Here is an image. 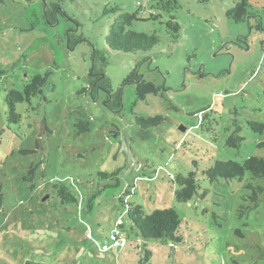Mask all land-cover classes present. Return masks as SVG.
I'll return each instance as SVG.
<instances>
[{"label": "rangeland", "instance_id": "rangeland-1", "mask_svg": "<svg viewBox=\"0 0 264 264\" xmlns=\"http://www.w3.org/2000/svg\"><path fill=\"white\" fill-rule=\"evenodd\" d=\"M238 1L150 0L145 11L157 4L160 18L136 28L160 41L124 53L107 50L104 38L113 11H135V0H0V264H264V194L253 206L247 188L264 180L246 173L210 182L202 173L215 160L264 158V135L247 123L264 122V0H247L251 16L236 23L226 12ZM54 4L61 12L52 24L44 15ZM95 49L107 58L105 67L95 62L113 91L137 66L162 93L137 100L134 85L122 86L119 114L103 91L79 94ZM47 72L42 93L17 103L20 119L10 121L7 90ZM136 115L163 120L144 128ZM79 119L89 131L77 132ZM230 136L243 140L233 147ZM189 172L197 193L177 201V177ZM60 185L75 203L61 202ZM118 197L145 212L174 208L181 241L136 236ZM119 223L125 240L114 247Z\"/></svg>", "mask_w": 264, "mask_h": 264}, {"label": "trees", "instance_id": "trees-1", "mask_svg": "<svg viewBox=\"0 0 264 264\" xmlns=\"http://www.w3.org/2000/svg\"><path fill=\"white\" fill-rule=\"evenodd\" d=\"M147 0L140 6H137L135 11H119L115 10L114 18L109 25L107 34H105V45L107 50L121 51L124 53H133L137 51H148L153 49L160 41L159 36L155 33H146L139 31L136 28L137 22L156 21L160 18V15L156 10L161 7L159 5L149 6L148 12L145 11L144 6L149 2ZM251 5L247 0H239L234 7L230 8L226 12V16L232 21L239 23L248 20L251 16ZM54 10V12H53ZM61 12L58 4L52 5L51 11L45 9V17L53 24L49 17L53 16L55 12ZM50 13V15H49ZM166 26L170 30L173 36H176L179 25L175 18L171 16L166 22ZM257 29H262L260 23L256 24ZM244 41V39H243ZM242 42L240 38L236 40V43ZM248 48V45L245 44ZM94 63L89 72L88 86L83 87L78 93H83L85 96H91L93 99L98 96L100 91L106 93L104 103L106 107H109L112 112L119 114L123 108L122 104V86L134 85L135 97L137 100H145L149 94L162 93L163 87L157 85L153 81L146 80L143 75L138 73L137 66L132 69L131 72L122 81V85L113 91L110 86V80L104 75L103 69L96 67V60L101 62V67L107 65V58L104 53L95 49L93 51ZM33 76L24 86L23 90L19 91L14 88L7 90L5 96V103L8 109V119L12 122H16L20 119V114L16 112V104L29 101L32 97L41 94L43 87L48 82V74ZM163 120L162 116L155 115L149 117L135 116L137 124L144 128L154 127L159 125ZM249 128L260 135H264V122L250 120L247 121ZM78 133L89 131L90 121L79 119L76 122ZM243 139L238 136H230L227 143L233 147H238L237 142ZM258 146L264 147V139H262ZM24 153L27 151H23ZM206 179L210 182L215 181L218 178H239L241 179L246 173L250 174L252 178H260L264 180V158L261 156L252 155L247 157L242 163L231 160H215L214 163L202 171ZM102 179L117 178V172H100ZM174 176H170L173 178ZM177 182L180 188L175 191V199L177 201H188L197 193L199 185L197 184L196 174L189 172L185 175L179 174ZM247 188L251 190L249 196L253 206L257 205L259 196L264 194V185H253L248 183ZM125 194H129V191H125ZM205 193L200 194L204 197ZM57 196L62 203H75L76 198L71 194L64 185H60L57 190ZM3 194L0 186V206L2 204ZM120 206L123 208V212L127 216L130 228L129 230L136 236L143 238L144 240L154 239L159 241H172L180 242L181 238L177 235V230L181 224L177 212L172 207L163 209H155L151 212H145L140 204L134 203L118 197ZM122 223H119L115 228L120 229ZM114 228V229H115ZM113 229V230H114ZM112 230V232H113ZM121 230V229H120ZM122 231V230H121ZM111 232V233H112ZM110 238V236H109ZM144 256V261L148 260V255ZM25 264H33L28 261Z\"/></svg>", "mask_w": 264, "mask_h": 264}, {"label": "built area", "instance_id": "built-area-1", "mask_svg": "<svg viewBox=\"0 0 264 264\" xmlns=\"http://www.w3.org/2000/svg\"><path fill=\"white\" fill-rule=\"evenodd\" d=\"M146 1L147 0H135V3L137 6H140ZM109 239L112 241L114 247H120L124 243L125 236L123 235V232L120 229L115 228L110 234Z\"/></svg>", "mask_w": 264, "mask_h": 264}]
</instances>
